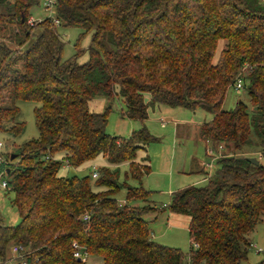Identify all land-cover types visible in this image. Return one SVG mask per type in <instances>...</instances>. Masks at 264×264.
Listing matches in <instances>:
<instances>
[{"label": "trees", "instance_id": "trees-1", "mask_svg": "<svg viewBox=\"0 0 264 264\" xmlns=\"http://www.w3.org/2000/svg\"><path fill=\"white\" fill-rule=\"evenodd\" d=\"M41 2L0 0V131L21 135L16 102L38 104V138L6 161L0 154L21 219L0 221V256L7 261L22 246L27 264H86L77 251L103 264H245L264 224V0H56L59 26L52 18L31 24ZM62 27L82 31L67 61ZM88 34L89 59L80 64ZM238 79L255 112L243 102L223 110ZM100 97L121 100V116L141 129L108 134L113 106L90 109ZM160 106L210 114L200 137L221 154L205 185L173 192L163 207L143 186L151 160L138 157L158 140L146 122ZM246 146L258 155L243 153ZM100 156L107 164L98 178L60 175ZM165 211L190 217L187 253L152 239L145 217Z\"/></svg>", "mask_w": 264, "mask_h": 264}, {"label": "rangeland", "instance_id": "rangeland-1", "mask_svg": "<svg viewBox=\"0 0 264 264\" xmlns=\"http://www.w3.org/2000/svg\"><path fill=\"white\" fill-rule=\"evenodd\" d=\"M34 20H44L49 17V14L42 6H37L31 11ZM59 33L66 43L63 51V61L70 60L76 54L75 45L80 37L82 31L79 28H59ZM91 45V35H86L80 43V47L84 53L79 57L78 63L84 64L89 59L88 49ZM224 43L220 44V49L223 48ZM218 52V55H219ZM150 95H146V101H149ZM243 102L248 106L250 112H255V108L251 105L250 96L247 88L236 90L230 88L225 99L223 110L230 111L236 108L238 103ZM112 105L113 111L109 116L107 132L111 136L129 137L131 133L141 129V123L136 120L126 119L121 116V111L124 109V104L121 100H112L106 97L94 99L90 103V109L93 112H104L106 108ZM21 110L19 120L25 124L23 133L17 137L10 135L6 132L0 131V154L3 160L6 161L7 154H12L17 151L18 147L27 141L38 138V130L35 119V108L38 104L28 101L16 102ZM162 111L168 113H161L159 109L149 111V121L147 128L151 135L158 140L153 142L147 148V151L139 152V160L145 158L147 155L151 160L152 173L143 180L145 189L151 191L153 194L151 199L158 207L168 206L170 204V175L174 174L176 179L173 187L186 188L188 186H203L205 182L201 175L197 173V166L199 162L212 163L213 158L207 155V150L204 144H199L196 131L199 125L209 122L212 116L202 109L196 111H189L185 109L171 110L163 106ZM165 122V124H164ZM179 129V140L176 139V128ZM189 126V127H187ZM191 128L188 134V139L181 141L185 130ZM194 134V136H193ZM256 151V152H255ZM259 149L246 146L243 153H251L250 155H258ZM228 152L225 151V153ZM261 154V153H260ZM259 154V155H260ZM253 156V155H252ZM259 157V156H258ZM255 158V157H254ZM106 160L100 156L96 161L87 163L78 169L63 167L60 175L63 177H85L92 175L95 170L104 167ZM214 168L212 175L217 171V161L213 162ZM122 180L124 179L127 167H121ZM7 181V176H1L0 173V221L5 225L15 226L20 223V215L13 205L14 193L10 190L3 189L1 183ZM132 186L137 187L138 183L135 181L129 182ZM99 191L98 188H94ZM177 191V190H176ZM175 192V191H174ZM126 198V190H122L117 199L123 203ZM169 212H161L158 214H149L145 217L150 222L151 233L159 236L155 242L173 248H179L187 253L190 249V240L188 229L183 228L175 229L171 223L168 222ZM181 218L190 219L186 215H178ZM163 235V236H162ZM154 238V237H153ZM10 251V250H9ZM11 255V251L9 252ZM261 257L264 258V253L259 254L256 250L251 248L248 261L245 264H259ZM86 264H103L101 258L85 257Z\"/></svg>", "mask_w": 264, "mask_h": 264}, {"label": "built area", "instance_id": "built-area-1", "mask_svg": "<svg viewBox=\"0 0 264 264\" xmlns=\"http://www.w3.org/2000/svg\"><path fill=\"white\" fill-rule=\"evenodd\" d=\"M42 6L45 9V11L49 14L48 18H52L54 20V23L59 26L61 23L58 19L55 18L54 14H55V6H56V0H42ZM35 22V20L33 18H31L30 23L33 24ZM235 89L236 90H241L242 88H244V82L242 79H238V81L235 84ZM210 146H208L207 149V155L209 157L213 158L212 163H204V170L206 172V178L209 179L212 176V170L214 168V161H217L220 157L221 154L216 153L214 151V149L212 148V145L210 143H208ZM2 147V145H0ZM220 149H222L220 147ZM0 160H2V157L0 156ZM4 174H1V176H3ZM93 177L94 178H98L99 177V170H95V172L93 173ZM1 187L3 189L8 190L9 186H8V182L7 181H3L1 183ZM74 248L76 249H80L77 245H74ZM258 252H260V250H257ZM30 253L27 252V250L22 247V246H14L11 250V257L7 260L4 261L3 257L0 256V264H27L26 262V257L29 255ZM87 256V254L85 252L82 251H77L75 253V257L79 258V259H84Z\"/></svg>", "mask_w": 264, "mask_h": 264}, {"label": "crops", "instance_id": "crops-1", "mask_svg": "<svg viewBox=\"0 0 264 264\" xmlns=\"http://www.w3.org/2000/svg\"><path fill=\"white\" fill-rule=\"evenodd\" d=\"M163 106H160V107H157L155 109H152L153 111H155L156 109H159L161 113L165 112V113H168L166 111H162L161 108ZM171 110H175V109H172V108H169ZM177 109H181V108H177ZM212 120V118L210 119V121ZM149 121V119H148ZM148 121L146 122V126H147V123ZM165 124V122H164ZM204 123H202L201 125H203ZM201 125H199V128L197 129L196 131V136H197V139H198V142L199 144H204L206 150L208 149V146H210L206 141H204L201 137H200V127ZM142 126V124H141ZM189 127V126H187ZM191 128H187L185 130V133L183 135V137L181 138V141L184 140L185 138L188 139V134H189V131H190ZM132 134V133H131ZM194 136V134H193ZM179 129H178V126L176 128V140L178 141L179 140ZM107 164V163H106ZM106 164H104V166H106ZM127 167V166H126ZM152 167V166H151ZM197 173L198 175H201V177L203 178V181L206 183V181L208 180L206 178V172L204 170V166H203V162H199L198 166H197ZM152 173V172H151ZM175 178H174V174L171 172V175H170V181H171V186H170V192H169V195L171 196L173 194L174 191L176 190H180V189H183V188H180V189H177L178 187H173V183L175 182ZM152 200V199H151ZM153 201V200H152ZM154 202V201H153ZM166 206V205H164ZM169 212V211H168ZM168 222L172 224V226L175 228V229H181L183 228L184 226L188 229L189 227V223H190V219L187 220V218H181L180 216H178L177 214H172L169 212V216H168ZM159 236L161 235H156V234H152V239L155 241V240H158ZM163 236V235H162ZM154 237V238H153ZM251 244H252V247L254 250H260V252H258L259 254H263L264 253V224L262 225H259L258 228L256 229V231L254 232V234L252 235L251 237ZM259 264H264V258L261 257V260L259 261Z\"/></svg>", "mask_w": 264, "mask_h": 264}, {"label": "water", "instance_id": "water-1", "mask_svg": "<svg viewBox=\"0 0 264 264\" xmlns=\"http://www.w3.org/2000/svg\"><path fill=\"white\" fill-rule=\"evenodd\" d=\"M15 156H12V159H14ZM249 161L255 165H259L260 164V161L256 158H249Z\"/></svg>", "mask_w": 264, "mask_h": 264}]
</instances>
